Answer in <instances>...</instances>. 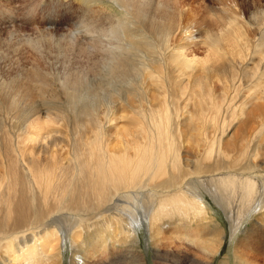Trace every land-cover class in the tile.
Instances as JSON below:
<instances>
[{
  "label": "bare ground",
  "instance_id": "bare-ground-1",
  "mask_svg": "<svg viewBox=\"0 0 264 264\" xmlns=\"http://www.w3.org/2000/svg\"><path fill=\"white\" fill-rule=\"evenodd\" d=\"M110 1L126 14L97 37L95 55L103 63L101 85L91 88L85 76L70 79L65 93L70 114L61 126L48 113L44 123L28 125V136L23 139L20 124H12L15 139L4 146L0 164V264L40 260L64 264V251L72 253L70 264H145L136 251L127 252L128 246L139 245V232L144 228L156 247L155 264H211L226 238L224 228L211 220L212 201L231 223V240L243 233L241 243L249 252L262 242L253 237L260 232V224L252 229L248 224L264 212V200L254 198L257 189L264 191V176L256 174L259 167L246 164L247 170L257 171L252 173L254 178L231 177L249 149L245 143L238 146L224 141V135L233 125L231 120L236 121L243 141L255 149L254 161L261 163L264 7L259 2L253 8L262 7V11L239 14L243 21L238 13L233 17L236 11L226 12L233 13L231 17L221 15L223 30H207L206 39L218 53L225 41L232 40L239 49L237 55L230 62L221 58L219 74H187L193 70L192 62L165 46L168 30L160 22L156 26L154 19L141 23L149 19L145 2ZM103 35L107 42L101 41ZM46 75L27 74L24 87L17 84L26 92V102L32 103L37 93L44 96L49 87ZM171 79L176 81L177 95L186 110L181 114L182 133L175 134L168 96ZM206 79H216L217 84ZM44 104L45 112L52 110L49 100ZM35 107L30 105L37 114ZM188 113H196L201 120L204 137H195L194 117ZM208 117L212 124L205 120ZM118 118L125 121L122 132L112 127ZM176 138L186 139V145L196 151L183 157ZM257 203L260 208L251 209ZM171 227L179 241L198 247V259L164 247L166 239L160 238L161 233ZM111 246L115 251L109 250ZM120 246L124 251L117 249ZM239 262L253 264L244 258Z\"/></svg>",
  "mask_w": 264,
  "mask_h": 264
},
{
  "label": "rangeland",
  "instance_id": "rangeland-1",
  "mask_svg": "<svg viewBox=\"0 0 264 264\" xmlns=\"http://www.w3.org/2000/svg\"><path fill=\"white\" fill-rule=\"evenodd\" d=\"M142 1L146 4L145 11L149 19L141 23L145 24L149 20L154 19L156 26L160 22L163 28L168 30V34L165 35L159 29L160 33L165 35L164 38L166 37L165 39H167L165 46H168L167 48L170 49L171 53L177 52L180 56L183 55V57L188 58L192 62L193 70H188L187 74L192 73V71L194 73L203 71L205 74L207 71V74H219L217 68L220 65L221 58L227 59L230 62L237 55L239 49L232 40L225 41L219 53L208 44L206 39L207 30L213 29L216 32L217 29L220 31L223 30L224 22H221L223 21L221 15L223 16L227 11L233 13L236 11L234 13L235 15L233 13L229 14L228 12L225 16L231 17L233 14V17H237L236 13H238V19L243 21L245 18L243 19L240 15L251 10V12H254L256 8L254 9L253 7H258L259 2L262 4L259 3V5L264 7V0ZM253 1H255V5L257 4L256 6L253 5ZM239 5H242V8ZM262 7H259L260 10L263 9ZM259 8L256 11H260L258 10ZM123 11L117 4L110 0H0V164L1 157L4 156L2 154L4 146L9 144V142L11 144L12 140L15 139L12 124H20L21 131L19 134L23 139L28 136L30 129L27 128L28 125L34 122L37 123L39 120V122L44 123L47 120L48 113H52L50 116L54 119V122L61 126L62 123L66 122L70 114V111L67 112V97L65 93L66 88L69 86L66 84L71 83L69 81L73 80L76 76H85L84 78L90 84L91 88L95 89L101 85L103 82V73L100 72V65L103 63L100 62L98 55H95V52H97L95 47L100 41L97 37L101 35L102 30H106L111 25L113 26L119 22L120 19H124L126 12L124 13ZM115 21L116 23H114ZM99 23L101 25L97 26ZM103 25H106V28ZM91 26H94V29ZM90 30L92 33L89 32ZM194 35L196 38L189 40ZM94 39L96 40L94 41ZM107 40L108 37L103 35L101 41L107 42ZM167 54L165 55L166 57ZM165 56L164 59L166 58ZM156 59L161 62L160 58ZM246 66L247 62H245L244 67ZM253 67L250 66V68ZM37 72L48 75L46 76L49 80V87L44 91L45 93L42 98L37 93L35 96L37 99L34 98L32 103H28L25 101L27 98L24 97L27 94H23L26 92L21 91V87L19 88L18 86H22L23 84L24 87L27 74L30 75ZM164 74L173 73L164 72ZM67 78L68 81H66ZM206 81L212 85L217 84L216 79H206ZM174 82L176 81L171 79L170 93L168 96L171 104V118L173 123L171 129L175 134L176 131L182 133L181 114H184L186 110L182 109L183 102L177 95ZM19 92H22V94ZM11 100L16 102V105ZM46 100H49L53 105L48 107L52 109L51 111L45 112L47 106H45L44 101ZM195 102L198 106L200 105V99L198 97L195 98ZM31 104L36 105L35 111L37 113L38 110L40 115L38 113L34 114L35 112L30 108ZM22 108H25L24 111ZM30 116L34 118H30ZM187 116L189 118L194 117L191 123L192 128L195 130V137H204L206 131L201 120L196 116V113H188ZM205 120L209 121L210 124L213 123L210 117ZM123 122L125 121L118 118L114 122L116 124L112 127L114 129H120L119 132H122L121 128H124ZM231 122L233 125L226 128L227 133L224 135V141L237 144L238 146L245 143L246 151L247 148L249 149L245 156L238 161L234 171L230 174L231 177L234 176L233 178L235 179H245L246 177L254 178L252 173L257 171L254 168L253 171L247 170L246 164L259 167L260 172L258 171L256 174L261 173L264 176V164L262 163L264 156H262L261 163L254 161L255 149L252 145L247 146V142L243 141L241 132L238 131L239 124L233 120ZM61 129L69 132L68 128L67 130L63 127ZM188 134H192L191 128L188 129ZM176 139L178 142L177 149L183 157L186 158L185 153L196 151L195 147L190 149L186 145V139ZM117 142L118 140L115 139L114 144ZM1 168L2 166L0 165V170ZM255 197H260L259 199L264 200V191L257 189V193L254 195ZM211 203L213 204L211 220H213V224L216 226L219 225L218 227L221 229L224 228V232L226 233V238L223 240L224 243L219 249V253L211 261V264H240L239 258L250 260L253 264H264V212H260L248 224L250 229L259 227L258 224H260L262 227H259L260 232L254 233L253 237L262 242L259 241L258 246H251L249 252H247L245 246L241 243L243 242L244 234H238L235 239L231 240V223H228L225 214L216 207V203L213 201ZM253 208L254 210L259 209V204L252 205L251 209ZM167 232L168 234H165ZM139 237V245L128 246L129 250L127 252L136 251L137 253L135 254L139 255L138 257L140 259L142 258L141 260H146L145 264H155L153 250L156 247L149 238L148 229H142L139 232ZM160 238L166 239L164 247L167 249L168 246L174 254H179L182 257H190V260L199 258L198 247L179 241L174 227H171L169 231L162 232ZM51 240L53 241V245H55L56 238L53 237ZM160 246H162L161 243ZM122 248L120 246L117 249L124 251ZM46 250H48L46 253L50 252L48 247H46ZM109 250L115 251L112 246ZM243 252L247 256L242 257ZM62 254L64 264H70L72 259L71 251H64ZM36 264H43V262L40 260ZM118 264H121V262L119 261Z\"/></svg>",
  "mask_w": 264,
  "mask_h": 264
},
{
  "label": "clouds",
  "instance_id": "clouds-1",
  "mask_svg": "<svg viewBox=\"0 0 264 264\" xmlns=\"http://www.w3.org/2000/svg\"><path fill=\"white\" fill-rule=\"evenodd\" d=\"M75 34V33H74Z\"/></svg>",
  "mask_w": 264,
  "mask_h": 264
}]
</instances>
